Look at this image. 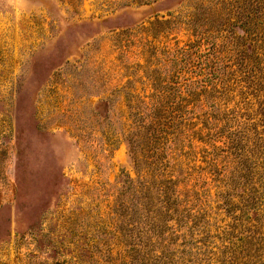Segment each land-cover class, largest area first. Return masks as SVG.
I'll use <instances>...</instances> for the list:
<instances>
[{
  "label": "rangeland",
  "instance_id": "rangeland-1",
  "mask_svg": "<svg viewBox=\"0 0 264 264\" xmlns=\"http://www.w3.org/2000/svg\"><path fill=\"white\" fill-rule=\"evenodd\" d=\"M0 264H264V0H0Z\"/></svg>",
  "mask_w": 264,
  "mask_h": 264
},
{
  "label": "trees",
  "instance_id": "trees-1",
  "mask_svg": "<svg viewBox=\"0 0 264 264\" xmlns=\"http://www.w3.org/2000/svg\"><path fill=\"white\" fill-rule=\"evenodd\" d=\"M185 53L187 54V50H185ZM198 55V57H201V53ZM217 59V54L214 52V50H207L204 60L207 61L205 67L209 69V72L206 73L205 80L196 82V84H193L194 86H192V84L186 83L187 96L184 97L186 109L180 116V128L182 126L184 128H188L192 130V134L195 132V135L201 132V137H206L209 141H211L214 138V135L221 131V129L224 130L222 127L225 126L230 120L228 114L225 111L222 112L220 110L221 108L219 107L217 100H215L220 98V96H217L216 93L222 92L219 91V83L214 82V80H217V82H220V80L222 81L221 76L218 74L220 67L218 65L219 62ZM195 86L197 88H193ZM202 95L206 96V102L209 101L207 102L208 108L211 112L209 114L208 112H201L202 110L199 111L197 104L194 103L199 102L200 100L198 98ZM199 103L203 104V100H201ZM154 106L156 107V105H153V107ZM198 123H201V126L206 128V131H199L201 128L199 129V127H197ZM227 139L229 140L228 142H230V139ZM168 217H170L169 213L165 214L164 221H166Z\"/></svg>",
  "mask_w": 264,
  "mask_h": 264
}]
</instances>
